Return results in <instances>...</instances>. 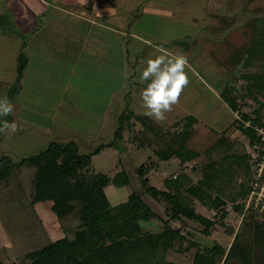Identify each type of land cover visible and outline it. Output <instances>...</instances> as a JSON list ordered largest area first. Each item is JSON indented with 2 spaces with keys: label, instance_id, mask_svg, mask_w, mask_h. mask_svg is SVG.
I'll use <instances>...</instances> for the list:
<instances>
[{
  "label": "rangeland",
  "instance_id": "1",
  "mask_svg": "<svg viewBox=\"0 0 264 264\" xmlns=\"http://www.w3.org/2000/svg\"><path fill=\"white\" fill-rule=\"evenodd\" d=\"M2 14L11 22L0 24V99L6 97L13 112L0 121H16L19 130L0 133V156L19 162L54 140L90 153L114 140L127 105L146 111L140 98L146 85L139 80L145 60L160 47L186 54L191 82L158 124L166 140L188 131L185 144L198 155L162 160L135 140L142 125L129 119L123 137L92 155L87 169L69 183L99 173L113 178L125 170L120 180L127 177L126 184L105 187L111 204L136 192L159 216L142 220L143 232L167 224L183 234L172 247L158 249L163 264H207L211 258L214 264H242L239 257L227 259L236 233L239 243L252 249L253 262L264 256V208L248 202L254 181L264 178V166L258 165L264 163V128L258 127L261 140L253 139L236 123L251 126L242 112L264 121V80L257 78L264 70V50L249 64L231 56L258 38L264 0H0ZM21 44L29 60L18 81ZM256 82H263L262 88ZM226 96L236 98L241 111ZM162 139L152 144L165 145ZM142 164L148 184L161 190L169 189V179H180L184 203L214 221L210 234L199 221L169 218L172 203L145 191L137 172ZM35 172L36 165L26 162L0 178V260L5 263L30 264L27 253L72 238L81 222L77 201L75 212L61 218L53 200L34 201ZM197 186L203 188L200 197L188 189Z\"/></svg>",
  "mask_w": 264,
  "mask_h": 264
},
{
  "label": "trees",
  "instance_id": "2",
  "mask_svg": "<svg viewBox=\"0 0 264 264\" xmlns=\"http://www.w3.org/2000/svg\"><path fill=\"white\" fill-rule=\"evenodd\" d=\"M259 19L261 25L260 28L257 27L260 32L258 38L256 37L249 46L235 48L231 55L232 61L241 63V60H244V64L246 62L249 64L253 55L264 50V16ZM9 22L11 20L6 19L4 14L0 15V24H9ZM173 43L179 44L180 41L176 40ZM22 44L17 59V68L20 71L17 77L18 81L22 80L23 69L29 60L28 56H23L26 52ZM249 77L253 76L250 74ZM257 78L264 80V70L259 72ZM262 83L256 82L255 85L262 88ZM19 89L18 85L14 91ZM226 100L234 110L241 111L236 98L226 96ZM124 110L118 117V126L114 133L115 139L123 137L124 128L129 123V119H132L133 122L142 125V128L135 134L137 138L135 140H138L142 146H149L162 160H169L172 157L189 160L198 155L196 151L185 144L188 131L180 133L176 137L173 134L166 140V132L154 119L144 113L129 109L128 105ZM242 117L244 120H251L252 124L245 126L243 120L240 122L235 120L238 127H241L249 137L261 140V137L258 136V127L264 128L262 117L257 115L252 118L245 112H242ZM194 119L193 116L189 117L190 121ZM159 138L166 140L165 145L154 146L152 143ZM115 139L101 143L90 153H78L76 145H73L72 142L54 140L46 149L38 154L23 156L19 162H13L8 155L0 156V178L3 179L11 174L15 165L26 162L36 165L34 201L53 200L52 208L60 218L75 212V201L79 203L77 212L81 222L74 231V236L70 238L66 235L41 249L27 253L25 257L30 259V264H163L160 262L161 257L158 255V249L160 247L170 248L177 239L183 237L180 229H172L167 224H164V228L156 232H143L141 221L159 216L136 192L130 193L126 201L115 206L111 204L105 187L110 182H114L116 185L126 184L127 177L120 180V175L125 170L118 172L113 178L106 173H99L88 181L80 178L70 185L69 178L77 176L82 169L86 170L87 165L91 163L92 155L112 147L115 144ZM137 172L142 178L146 192L155 198L163 197L172 203L169 218L181 219L184 216L199 221L205 225L204 233L210 234L209 229L215 224L214 221L184 203L179 193V178L169 179V189L161 190L157 186L148 184L144 164L138 168ZM188 189H193L199 197V192L203 190L200 186ZM250 190L251 187L248 192ZM256 254L255 256H260V253ZM253 255L252 249L239 243V234L236 233L227 253V259L239 257L242 264H264V256L253 262ZM0 264L12 263L0 260ZM169 264L174 263L170 262ZM201 264L206 263L201 262ZM207 264H214L212 258Z\"/></svg>",
  "mask_w": 264,
  "mask_h": 264
},
{
  "label": "clouds",
  "instance_id": "3",
  "mask_svg": "<svg viewBox=\"0 0 264 264\" xmlns=\"http://www.w3.org/2000/svg\"><path fill=\"white\" fill-rule=\"evenodd\" d=\"M86 3L87 0H81ZM159 54L149 56L145 60L146 67L141 71L139 80L146 86L140 93L144 115L156 122L164 121L166 114L178 104L184 89L190 84L191 66L186 54L173 53L162 47L156 50ZM13 112V105L5 97L0 99V116H8ZM16 121L4 120L0 123V133L9 135L18 131Z\"/></svg>",
  "mask_w": 264,
  "mask_h": 264
},
{
  "label": "built area",
  "instance_id": "4",
  "mask_svg": "<svg viewBox=\"0 0 264 264\" xmlns=\"http://www.w3.org/2000/svg\"><path fill=\"white\" fill-rule=\"evenodd\" d=\"M261 133L262 132H260V134ZM263 140H264V136H263ZM258 165H259V168H261L262 166H264V163L259 162ZM261 178L262 176H259L254 181L255 184L252 186L251 195L248 201L249 205H255L256 207H259L260 209L264 208V178L263 179Z\"/></svg>",
  "mask_w": 264,
  "mask_h": 264
},
{
  "label": "crops",
  "instance_id": "5",
  "mask_svg": "<svg viewBox=\"0 0 264 264\" xmlns=\"http://www.w3.org/2000/svg\"><path fill=\"white\" fill-rule=\"evenodd\" d=\"M28 57H29V56H28ZM16 66H17V63H16ZM16 83H17V82H16ZM16 87H17V86H15V87L13 88V90H12V93H14V94H13V100H15L14 98H15V96H16V94H15L16 91H14Z\"/></svg>",
  "mask_w": 264,
  "mask_h": 264
}]
</instances>
